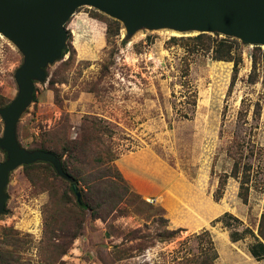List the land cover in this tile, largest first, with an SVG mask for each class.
Returning <instances> with one entry per match:
<instances>
[{"label":"rangeland","instance_id":"374dc122","mask_svg":"<svg viewBox=\"0 0 264 264\" xmlns=\"http://www.w3.org/2000/svg\"><path fill=\"white\" fill-rule=\"evenodd\" d=\"M101 16L108 17L82 7L71 18L70 52L48 67L47 80L36 85L38 102L18 127L28 150H37L48 132L59 150L66 140L101 138L85 155L77 153L84 161L76 168L103 174L108 164L86 159L112 155L129 189L102 217L84 220L55 264H185L201 254L205 242L197 236L204 231L214 241L215 264H264L250 251L264 214V47L238 40L243 62L234 81V62L215 61L195 43L172 41L197 33L143 29L128 37L119 22L120 34L112 38ZM23 62L19 49L0 34V94L8 105L18 94L15 72ZM3 131L0 116V138ZM5 159L0 149V162ZM235 162L241 174L250 173L247 202L232 174ZM41 169L31 172L32 179L23 167L11 174L0 216V250H14L15 242H6L12 228L23 240L16 248L24 264H45L50 192L70 193Z\"/></svg>","mask_w":264,"mask_h":264},{"label":"water","instance_id":"95a60500","mask_svg":"<svg viewBox=\"0 0 264 264\" xmlns=\"http://www.w3.org/2000/svg\"><path fill=\"white\" fill-rule=\"evenodd\" d=\"M82 7H90L120 22L128 37L139 30H172L179 33L219 34L251 46L264 47V0H0V34L23 54L15 72L18 94L0 109L4 121L0 149L6 159L0 163V216L9 199L10 175L37 162L50 163L57 174L72 184L62 160L42 150H28L18 140L23 114L34 102L37 83L47 80V69L63 57L67 48L66 25Z\"/></svg>","mask_w":264,"mask_h":264},{"label":"trees","instance_id":"16d2710c","mask_svg":"<svg viewBox=\"0 0 264 264\" xmlns=\"http://www.w3.org/2000/svg\"><path fill=\"white\" fill-rule=\"evenodd\" d=\"M101 17L107 23V37L113 38L118 36L120 34V30L122 29L121 24L108 17ZM216 35L218 36V34ZM178 40L186 41L187 43H195L201 51L211 53V57L215 61L234 62L235 81L239 72V66L243 62V52L238 40L232 38L219 40L218 38L212 37L210 34H199L195 37L172 39L175 43ZM68 52H70V50L66 48L63 52V57ZM254 66V68L257 67V58L254 60ZM54 84L55 81L51 80L50 85L54 87ZM33 101L38 102L37 87ZM7 105L8 102L5 96L0 94V109L6 107ZM53 136V132H48L45 141L42 142L41 146L37 150L53 153L62 160L64 172L74 179V182L79 188V192L81 193V202L79 203L77 199L76 201H73L70 193L73 196H75V193L72 189L71 182L61 178L50 163L37 162L35 164L23 166L26 174L29 175L31 179L32 171H36L37 173L39 169L47 168L56 176L58 180L67 184V189L70 191V193L64 191L63 194L60 195L57 191L50 192L51 199L45 207L44 242L46 246L43 248V252L46 256L49 254L50 256L43 260L45 264H55L59 258L66 254L67 249L70 246L69 243H72V241L80 235L79 233L81 231V227L87 217H91L93 219L102 217L101 212L105 210L106 207H109V205L115 207L119 202H122L127 196L129 190L127 186L122 185L120 182L123 181L121 174L111 164L114 160L112 155L109 159H105L101 156L95 157L92 161L86 159L88 164H108V169L103 174H88L82 168H76V164L82 163L83 160L78 157L77 153L80 152L85 155V149H87V147L89 149L90 144L94 143V141H98L100 143L102 141L101 138H87L82 136L79 142H70L69 140H66L59 150L56 139ZM112 173H115L116 175L113 179L109 177ZM232 174L235 178L240 179L241 190L239 195L243 201L247 202L250 189L249 185L251 183L250 173L245 171L241 174L240 168L235 162ZM47 182L48 181H45L44 183ZM80 184L84 187L80 186ZM224 185L225 182L221 185V188H223ZM51 187H53V185H51ZM222 196L223 194L219 192L216 196V200H220ZM64 225H67L68 228H64ZM9 231L11 233H8L7 235L11 237L6 241L8 244L13 242H15L16 246L23 244V240L17 237V231L12 228L9 229ZM258 233L259 238L257 243L251 246L250 251L252 256L257 260H264V214L261 217ZM173 234H176V232L171 233V235ZM197 238L202 239L205 242V245L201 249V254L191 260L185 259V264H215L218 256L214 241L212 240L209 231H204L202 234L198 235ZM65 239H69L71 242L67 243L64 241ZM57 240H59V243ZM16 246L12 251L0 250V264H24Z\"/></svg>","mask_w":264,"mask_h":264},{"label":"crops","instance_id":"0c3cea01","mask_svg":"<svg viewBox=\"0 0 264 264\" xmlns=\"http://www.w3.org/2000/svg\"><path fill=\"white\" fill-rule=\"evenodd\" d=\"M18 127H19V125H18ZM17 136H18V130H17ZM18 140H19V138H18ZM20 142V141H19ZM1 163V162H0ZM11 176V175H10Z\"/></svg>","mask_w":264,"mask_h":264},{"label":"bare ground","instance_id":"6f19581e","mask_svg":"<svg viewBox=\"0 0 264 264\" xmlns=\"http://www.w3.org/2000/svg\"><path fill=\"white\" fill-rule=\"evenodd\" d=\"M179 34V33H178Z\"/></svg>","mask_w":264,"mask_h":264}]
</instances>
